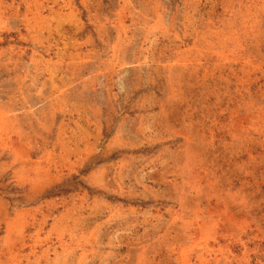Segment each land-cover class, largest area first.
Wrapping results in <instances>:
<instances>
[{"label":"rangeland","instance_id":"obj_1","mask_svg":"<svg viewBox=\"0 0 264 264\" xmlns=\"http://www.w3.org/2000/svg\"><path fill=\"white\" fill-rule=\"evenodd\" d=\"M0 264H264V0H0Z\"/></svg>","mask_w":264,"mask_h":264},{"label":"bare ground","instance_id":"obj_2","mask_svg":"<svg viewBox=\"0 0 264 264\" xmlns=\"http://www.w3.org/2000/svg\"><path fill=\"white\" fill-rule=\"evenodd\" d=\"M205 249H206V248H205ZM205 249H204V250H205ZM200 252H202V251H200ZM212 252H213V251H212ZM202 254H203V253H202ZM210 254H211V253H210ZM203 259H204V258H203Z\"/></svg>","mask_w":264,"mask_h":264}]
</instances>
